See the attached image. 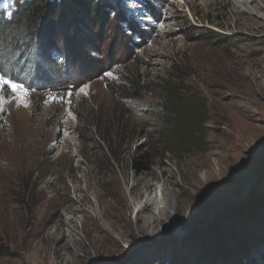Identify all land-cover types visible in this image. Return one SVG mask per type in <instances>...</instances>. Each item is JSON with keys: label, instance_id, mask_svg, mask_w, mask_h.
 <instances>
[{"label": "rangeland", "instance_id": "374dc122", "mask_svg": "<svg viewBox=\"0 0 264 264\" xmlns=\"http://www.w3.org/2000/svg\"><path fill=\"white\" fill-rule=\"evenodd\" d=\"M16 2L0 0V13ZM111 11L95 41L72 50L76 85L31 90L27 107L0 99V264H264V5L117 0ZM166 81L207 100L204 150L157 144ZM227 132L229 157L216 146ZM207 160L223 171L178 224L136 226L168 190L182 204ZM149 171L159 179L137 200L134 175Z\"/></svg>", "mask_w": 264, "mask_h": 264}, {"label": "trees", "instance_id": "16d2710c", "mask_svg": "<svg viewBox=\"0 0 264 264\" xmlns=\"http://www.w3.org/2000/svg\"><path fill=\"white\" fill-rule=\"evenodd\" d=\"M117 0H17L0 13V70L32 91L73 87L72 50L94 42ZM3 10V9H2ZM1 10V11H2ZM7 13V15H6ZM101 23V24H99ZM202 37L214 38L206 31ZM218 43L227 39L218 36ZM217 38V36H216ZM73 54V55H72ZM162 114L157 144L163 154L204 150L207 100L182 83L166 81L157 91ZM9 248L0 238V254Z\"/></svg>", "mask_w": 264, "mask_h": 264}, {"label": "bare ground", "instance_id": "6f19581e", "mask_svg": "<svg viewBox=\"0 0 264 264\" xmlns=\"http://www.w3.org/2000/svg\"><path fill=\"white\" fill-rule=\"evenodd\" d=\"M243 8L246 10H256L257 12L263 8L264 0H238ZM263 3V5H262ZM230 132H227L228 139L226 143H216L217 147L225 146L227 151V157H229V152L231 149V139ZM213 162L211 160V164L207 161H199L197 162L191 170V180L189 183L190 189L184 192L185 199L182 204L178 202V194L175 190L171 189L162 194H160L159 199L156 198L154 201L147 202L145 205L141 206L139 212L136 217V226L141 230L147 225L150 228L154 229L157 226L163 225V223L169 219H173L176 223H179L181 219V214L183 212H187L191 204L193 203V193L196 192V189L202 190L205 189L207 183H216L218 178L220 177L223 167L221 163L218 167L212 166ZM205 170V173L203 172ZM229 171V167H228ZM159 179V176L155 174L153 171L149 172H141L139 174L134 175V183L132 189L134 190L135 198L137 200H141L147 192H151L153 190V180ZM158 200L160 202H158ZM135 202V201H134ZM99 206L100 202L98 201ZM174 221V222H175ZM104 230V228H101ZM108 238H104L105 240L109 239V235H106ZM111 239V238H110ZM113 239V238H112ZM63 240V239H61ZM102 241V240H101ZM104 242V241H103ZM113 242V241H112ZM76 242L74 241V244ZM66 246H70L69 241H65ZM105 245V243H104ZM107 246V245H106Z\"/></svg>", "mask_w": 264, "mask_h": 264}, {"label": "snow or ice", "instance_id": "6c2138e0", "mask_svg": "<svg viewBox=\"0 0 264 264\" xmlns=\"http://www.w3.org/2000/svg\"><path fill=\"white\" fill-rule=\"evenodd\" d=\"M107 75L111 76V73ZM31 90L26 88L25 85L21 82H17L15 79L10 78L6 69L0 70V99L5 95L11 94L16 100L19 101L21 106H28V96L30 95ZM55 99V98H53ZM3 109L0 108V111Z\"/></svg>", "mask_w": 264, "mask_h": 264}, {"label": "water", "instance_id": "95a60500", "mask_svg": "<svg viewBox=\"0 0 264 264\" xmlns=\"http://www.w3.org/2000/svg\"><path fill=\"white\" fill-rule=\"evenodd\" d=\"M13 3V2H12Z\"/></svg>", "mask_w": 264, "mask_h": 264}]
</instances>
